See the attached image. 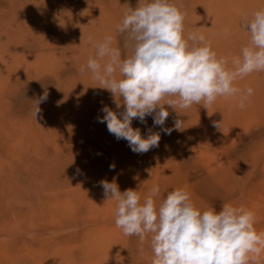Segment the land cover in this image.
<instances>
[{"label":"rangeland","instance_id":"374dc122","mask_svg":"<svg viewBox=\"0 0 264 264\" xmlns=\"http://www.w3.org/2000/svg\"><path fill=\"white\" fill-rule=\"evenodd\" d=\"M170 2L185 13V38L202 33L229 61L249 42L246 21L264 8V0ZM138 3L0 0V264H152V234L143 241L124 235L101 180L137 190L141 203L159 185L157 206L174 189L201 212L243 206L264 232V72L236 81L254 90L244 110L236 98L219 97L208 110L193 104L178 114L165 105L163 126L151 115L133 119L142 137L160 133L159 146L146 153L99 122L103 106L119 113L124 105L117 109L113 95L80 69L105 35L122 58L131 54L117 25ZM45 90L35 118L33 101ZM177 119L183 130L165 134L162 127ZM249 264H264V252Z\"/></svg>","mask_w":264,"mask_h":264},{"label":"clouds","instance_id":"9594fccd","mask_svg":"<svg viewBox=\"0 0 264 264\" xmlns=\"http://www.w3.org/2000/svg\"><path fill=\"white\" fill-rule=\"evenodd\" d=\"M184 19L185 13L170 0H139L135 9L128 7L117 25L131 54L122 58L121 51L112 46L113 37L105 35L94 45L95 58L90 56L80 69L90 71L101 88L113 95L117 109L124 105L119 113L103 106L104 115L98 120L106 123L117 140H126L135 153L158 147L161 137L152 132L142 137L140 129L131 126L133 119L143 123L151 115L154 125L163 126L169 117L165 105L178 114L177 109L186 110L193 104L208 110L219 97L236 98L238 108L244 110L254 90L238 88L236 81L264 72V8L246 21L249 42L230 61L218 57L202 33H189L186 39ZM229 32L224 29L226 37ZM117 71L122 78H116ZM47 97L45 90L33 101L35 118ZM183 123L177 119L173 128L162 127V131L168 135L182 131ZM220 124L213 126L220 128ZM99 184L106 201L115 202V225L124 235L143 241L146 234H152V264H249L264 252V232H257L255 213L243 206L223 204L219 211L201 212L183 189L169 192L157 206L159 185L154 184L141 203L137 190L121 192L115 181Z\"/></svg>","mask_w":264,"mask_h":264}]
</instances>
